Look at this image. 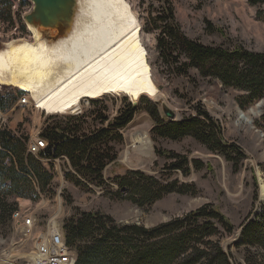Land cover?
<instances>
[{"label":"rangeland","instance_id":"1","mask_svg":"<svg viewBox=\"0 0 264 264\" xmlns=\"http://www.w3.org/2000/svg\"><path fill=\"white\" fill-rule=\"evenodd\" d=\"M11 1L14 4L12 14L15 27L0 20V47L10 41L31 38L24 15L33 9V2ZM126 1L142 24L153 74L158 80L159 89L167 95L166 99L145 95L134 102L125 94H108L97 99H84L76 112L48 114L33 104L22 103L25 91L21 93L22 90L18 88L5 87L0 83V96L5 97L6 104L12 103L6 110H0V126L19 137H27V145L48 123L64 117L106 114L112 119L127 103L138 106L134 120L122 130V136L107 140L112 153H117L116 160L108 163L103 171L110 188L87 190L76 186L64 177L65 159H55L54 194L41 192V198L36 202L29 198L18 200L17 210L27 212L35 219L33 233L29 234L26 228L17 225L14 219L17 210L12 215L13 227L10 225L0 229V264H32L37 243L42 239L40 236L47 232L49 224L56 222L65 238L64 221L78 217L81 212H98L112 217L119 224L152 228L184 217L205 205L221 212L236 228L230 235L219 224V234L211 240L231 252L234 260L244 264L245 248L235 246L240 238L241 225L246 219H254L261 207L264 209V97L244 109L238 101L243 95L241 90L201 76L194 69L187 75L177 74L182 62L174 64L171 57L164 59L159 54L158 33L152 16L159 11L162 1ZM173 4L177 21L188 37L205 44L240 43L250 50L264 51V5H253L248 0H173ZM260 10L263 11L262 16L258 15ZM209 23L212 24L211 28ZM93 100L99 102L93 103ZM163 103L176 113L178 120L196 115V107L208 112L220 123L224 140L241 147L245 156L212 152L191 136L178 140L154 138L155 120L150 111L156 106L161 116L169 119L164 114ZM241 113L249 116L250 122L244 120ZM108 122L106 125H109ZM87 126L90 127L88 131L100 127L92 122ZM137 136L141 139H137ZM158 148L165 149L172 157H187L185 169H169L168 166L178 163L179 158L159 155L156 152ZM195 159L201 162L200 169L196 168ZM41 160L50 167L48 160ZM134 170L153 175L162 182L176 181L178 184L175 187L188 185L192 192L173 190L145 206L134 203L125 193L124 196L111 194L118 189L113 180Z\"/></svg>","mask_w":264,"mask_h":264},{"label":"trees","instance_id":"2","mask_svg":"<svg viewBox=\"0 0 264 264\" xmlns=\"http://www.w3.org/2000/svg\"><path fill=\"white\" fill-rule=\"evenodd\" d=\"M161 1L159 11L152 16L158 33L159 54L164 59L171 57L174 64L182 62L177 74L187 75L194 69L201 76L241 90L243 95L238 101L244 109L264 97V51L250 50L240 43L205 44L190 38L177 21L173 0ZM248 1L253 5H264V0ZM13 5L11 0H0V20L7 21L12 28L15 27ZM258 15L262 16L263 11L260 10ZM209 26L211 28L212 24ZM5 101V97L0 96L2 111L12 104ZM98 102L93 100V103ZM196 108V115L173 121L162 117L154 106L150 111L155 120L154 138L178 140L191 136L212 152L244 157L241 147L224 140L218 120ZM137 111L138 106L129 102L112 119L106 114H87L48 123L40 133L48 145L38 157L28 153L27 137H19L0 126V229L13 227L12 215L19 207L20 198L36 202L41 198V192L54 194L55 159H65L64 177L76 186L87 190L110 188L103 171L108 163L116 160L117 153H112L107 140L113 136L120 138ZM107 121L109 125H106ZM89 122L100 127L88 131ZM156 152L172 159L179 158L178 163L168 166L169 169L182 170L188 164L187 157H172L160 148ZM41 159L48 160L50 167ZM194 164L197 169L202 166L197 159ZM113 182L118 189L111 194L124 196L125 193L131 201L143 206L153 204L173 190L192 192L188 185L175 187L176 181L162 182L153 175L135 170ZM219 224L230 235L236 230L226 216L205 205L184 217L152 228L119 224L112 217L98 212H81L78 217L66 219L63 230L67 244L76 252V264H243L211 240L219 234ZM241 227L235 246L245 248L244 264H264L263 207L254 219H246Z\"/></svg>","mask_w":264,"mask_h":264},{"label":"bare ground","instance_id":"3","mask_svg":"<svg viewBox=\"0 0 264 264\" xmlns=\"http://www.w3.org/2000/svg\"><path fill=\"white\" fill-rule=\"evenodd\" d=\"M78 2L67 34L57 35L27 23L30 39L0 47V83L25 91L21 102L48 114L76 112L84 99L108 94H125L134 102L145 95L166 99L153 74L142 24L128 2ZM241 116L250 122L245 113ZM14 219L17 223L19 210ZM31 219L34 227L35 219ZM53 225L44 234L47 243L55 242ZM58 234L61 245L69 246L59 226Z\"/></svg>","mask_w":264,"mask_h":264},{"label":"water","instance_id":"4","mask_svg":"<svg viewBox=\"0 0 264 264\" xmlns=\"http://www.w3.org/2000/svg\"><path fill=\"white\" fill-rule=\"evenodd\" d=\"M33 9L24 15V21L54 32L57 35L67 34L72 27L78 0H31ZM164 114L173 121L177 115L166 104H162Z\"/></svg>","mask_w":264,"mask_h":264},{"label":"built area","instance_id":"5","mask_svg":"<svg viewBox=\"0 0 264 264\" xmlns=\"http://www.w3.org/2000/svg\"><path fill=\"white\" fill-rule=\"evenodd\" d=\"M48 145V141L41 137L36 136L35 139H30L28 142V153L39 156V153L45 149ZM17 225H21L27 229V232L31 234L33 229V219L27 212L20 211ZM53 225V224H52ZM55 232V242L47 243L44 234L40 242V247H37L35 254L37 259H33L32 264H76V253L70 246H63L59 240L58 225H53ZM36 260V261H35Z\"/></svg>","mask_w":264,"mask_h":264},{"label":"crops","instance_id":"6","mask_svg":"<svg viewBox=\"0 0 264 264\" xmlns=\"http://www.w3.org/2000/svg\"><path fill=\"white\" fill-rule=\"evenodd\" d=\"M26 201H28V200H26Z\"/></svg>","mask_w":264,"mask_h":264}]
</instances>
